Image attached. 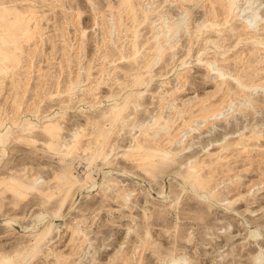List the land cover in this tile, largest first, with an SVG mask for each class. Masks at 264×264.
<instances>
[{
	"label": "rangeland",
	"instance_id": "1",
	"mask_svg": "<svg viewBox=\"0 0 264 264\" xmlns=\"http://www.w3.org/2000/svg\"><path fill=\"white\" fill-rule=\"evenodd\" d=\"M218 4L0 0V264H264V0Z\"/></svg>",
	"mask_w": 264,
	"mask_h": 264
},
{
	"label": "bare ground",
	"instance_id": "2",
	"mask_svg": "<svg viewBox=\"0 0 264 264\" xmlns=\"http://www.w3.org/2000/svg\"><path fill=\"white\" fill-rule=\"evenodd\" d=\"M218 2H219V4H218V6L219 5H221L222 7H224V8H226L227 10H228V5H227V0H218ZM9 11H11L9 8H4L3 10H2V15H5L6 13H8ZM13 13V14H12ZM11 13V16L12 17H14V18H18L19 17V13H17V12H12ZM212 14V13H211ZM250 21L251 20H249V22H247L246 23V26L247 27H249L250 26ZM252 22V21H251ZM170 28V27H169ZM176 28V27H175ZM174 28V29H175ZM173 29V30H174ZM167 32V31H166ZM168 34H169V32H168ZM169 38V37H168ZM201 109V108H200ZM205 112V111H204ZM203 114V113H202ZM167 124V123H166ZM76 134H77V132H76ZM170 134V133H169ZM164 135V134H163ZM162 135V136H163ZM174 135V134H173ZM75 136H77V135H75ZM74 139H76V138H74ZM168 141H170V140H168ZM167 141V142H168ZM147 142V141H146ZM149 142V141H148ZM73 145H74V141L73 142H69V143H67V144H65V148L66 147H68V148H72L73 147ZM64 146V145H63ZM139 146H141V145H139ZM235 146V145H234ZM142 148V147H141ZM243 148V147H242ZM234 149V148H233ZM236 149V148H235ZM136 150V149H135ZM156 154V152H155V150H153V151H151V152H149L147 155H146V158H147V160H149V161H151V163L152 164H154V162H152V160L154 159L153 157H154V155ZM215 157V156H214ZM73 174V173H72ZM137 178V177H136ZM140 179H142V178H139L138 177V180H140ZM141 181V180H140ZM77 182H79V179L77 178V177H74V179H73V181H72V184H76ZM77 189V188H76ZM51 228V227H50ZM49 230V229H48ZM46 234V233H45ZM67 259V258H66ZM4 262H5V264H17L16 262H12V259L11 258H6V259H4ZM48 264H50V262L48 263ZM54 264V263H53Z\"/></svg>",
	"mask_w": 264,
	"mask_h": 264
}]
</instances>
